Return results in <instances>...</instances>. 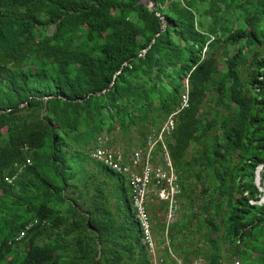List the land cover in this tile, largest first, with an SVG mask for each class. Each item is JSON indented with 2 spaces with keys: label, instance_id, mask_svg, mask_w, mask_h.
I'll return each mask as SVG.
<instances>
[{
  "label": "trees",
  "instance_id": "obj_1",
  "mask_svg": "<svg viewBox=\"0 0 264 264\" xmlns=\"http://www.w3.org/2000/svg\"><path fill=\"white\" fill-rule=\"evenodd\" d=\"M140 1L0 0V264H151L128 178L92 154L145 152L172 115L162 255L264 264V0Z\"/></svg>",
  "mask_w": 264,
  "mask_h": 264
},
{
  "label": "built area",
  "instance_id": "obj_2",
  "mask_svg": "<svg viewBox=\"0 0 264 264\" xmlns=\"http://www.w3.org/2000/svg\"><path fill=\"white\" fill-rule=\"evenodd\" d=\"M186 105L184 99L183 106ZM165 127L159 132L156 139H163L165 134H169L174 126L173 115L166 121ZM154 144L149 141L147 150L135 151L133 154L124 157L122 153H116L111 149H99L92 154V157L102 161L113 171L125 175L131 191V204L135 213L138 226L142 235V242L146 246L151 257V264H174L162 255L163 245H158L154 225L149 212V204L153 197L166 202L168 210L165 214L167 223L174 220L178 210V197L180 187L178 177L172 168V164L167 155L162 161L154 156ZM175 264H181L175 260ZM191 264H200L194 261ZM239 264V263H234Z\"/></svg>",
  "mask_w": 264,
  "mask_h": 264
},
{
  "label": "water",
  "instance_id": "obj_3",
  "mask_svg": "<svg viewBox=\"0 0 264 264\" xmlns=\"http://www.w3.org/2000/svg\"><path fill=\"white\" fill-rule=\"evenodd\" d=\"M147 0H141L140 2L141 3H145ZM148 8L151 10V11H154L155 10V0H151L150 1V3H149V5H148ZM158 15V14H157ZM161 21H162V26H161V31L165 28V20H164V18H161ZM157 36V35H156ZM156 36L154 37V39L152 40V42H151V44H150V46L154 43V41H155V38H156ZM149 46V47H150ZM148 47V48H149ZM145 52V50L143 51V53ZM141 55H138L137 56V58L138 57H140ZM112 87V84L107 88V89H105L104 91H102V92H100V93H96V95H101V94H103V93H105L107 90H109L110 88ZM256 184H257V181H258V179H259V174H258V170H257V172H256ZM258 185V184H257ZM261 203V200L258 202V204H260Z\"/></svg>",
  "mask_w": 264,
  "mask_h": 264
},
{
  "label": "rangeland",
  "instance_id": "obj_4",
  "mask_svg": "<svg viewBox=\"0 0 264 264\" xmlns=\"http://www.w3.org/2000/svg\"><path fill=\"white\" fill-rule=\"evenodd\" d=\"M164 125H165V123L163 124L162 128L165 127ZM163 138H164V137H163ZM163 140H164V139H162V137H161V138L158 137L157 139L155 138V139H153V140H151V141H152V143L154 144V148H155L157 142H161V143H163ZM163 148H164V147H163ZM111 150H112V149H111ZM112 151H115L116 153H120V154H121V152H120L119 150H117V149H116V150H112ZM165 152H166V150H165V148H164V153L159 152V155H158V156L161 157L162 154L167 155ZM129 155H131V154H129ZM164 155H163V157H164ZM156 159H158V158H156ZM161 159H162V158H161ZM159 160H160V159H159ZM160 161H161V160H160ZM261 172H262V168L260 167V168H258V174L261 173ZM257 184H259V179H258V181H257ZM260 191H261V192L264 191V186H263L262 188L260 187ZM262 195H263V192H262ZM153 202H154V201H152L151 203H153ZM153 204H154V203H153ZM260 204H264V203H260ZM19 237H20V238H18V240L21 241V237H23V236L20 235ZM200 264H204V263L200 261Z\"/></svg>",
  "mask_w": 264,
  "mask_h": 264
},
{
  "label": "crops",
  "instance_id": "obj_5",
  "mask_svg": "<svg viewBox=\"0 0 264 264\" xmlns=\"http://www.w3.org/2000/svg\"><path fill=\"white\" fill-rule=\"evenodd\" d=\"M171 257H172L173 259H175L173 255H171ZM169 260L172 261L171 259H169Z\"/></svg>",
  "mask_w": 264,
  "mask_h": 264
}]
</instances>
